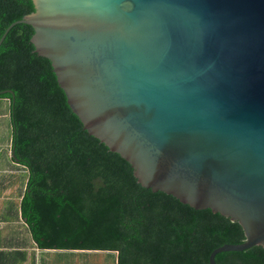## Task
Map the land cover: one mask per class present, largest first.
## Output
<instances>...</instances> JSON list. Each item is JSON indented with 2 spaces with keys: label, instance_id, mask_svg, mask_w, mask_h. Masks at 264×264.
I'll list each match as a JSON object with an SVG mask.
<instances>
[{
  "label": "water",
  "instance_id": "95a60500",
  "mask_svg": "<svg viewBox=\"0 0 264 264\" xmlns=\"http://www.w3.org/2000/svg\"><path fill=\"white\" fill-rule=\"evenodd\" d=\"M83 127L145 187L237 220L264 247V0H29ZM12 155L15 157L13 150Z\"/></svg>",
  "mask_w": 264,
  "mask_h": 264
},
{
  "label": "trees",
  "instance_id": "16d2710c",
  "mask_svg": "<svg viewBox=\"0 0 264 264\" xmlns=\"http://www.w3.org/2000/svg\"><path fill=\"white\" fill-rule=\"evenodd\" d=\"M33 9L0 0V36ZM32 33L19 22L2 39L0 97L10 100L13 153L28 169L21 208L38 244L92 253L90 264H209L214 247L244 239L237 220L140 184L131 164L83 127ZM214 258L264 264V247Z\"/></svg>",
  "mask_w": 264,
  "mask_h": 264
},
{
  "label": "crops",
  "instance_id": "0c3cea01",
  "mask_svg": "<svg viewBox=\"0 0 264 264\" xmlns=\"http://www.w3.org/2000/svg\"><path fill=\"white\" fill-rule=\"evenodd\" d=\"M10 100L0 97V264H77V249L38 244L22 212L28 169L12 155Z\"/></svg>",
  "mask_w": 264,
  "mask_h": 264
},
{
  "label": "rangeland",
  "instance_id": "374dc122",
  "mask_svg": "<svg viewBox=\"0 0 264 264\" xmlns=\"http://www.w3.org/2000/svg\"><path fill=\"white\" fill-rule=\"evenodd\" d=\"M77 254H78L77 256L80 257L79 261L83 262L84 264H90L91 257L93 256V255L90 256V254H92V253L82 252V253H77ZM98 256H100V255H98ZM97 260L99 261L98 258H97ZM100 261L102 262V257H100Z\"/></svg>",
  "mask_w": 264,
  "mask_h": 264
}]
</instances>
